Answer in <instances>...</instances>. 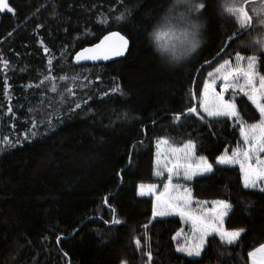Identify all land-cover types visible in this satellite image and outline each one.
Here are the masks:
<instances>
[{
    "label": "trees",
    "instance_id": "16d2710c",
    "mask_svg": "<svg viewBox=\"0 0 264 264\" xmlns=\"http://www.w3.org/2000/svg\"><path fill=\"white\" fill-rule=\"evenodd\" d=\"M173 2L7 0L13 11L0 10V59L8 62L0 64V141H22L0 151V264H148L149 250L151 264H250L248 254L264 243V191L245 188L238 166L216 161L241 141L237 122L199 108L204 120L194 114L173 120L195 104L190 93L199 95L214 66L207 61L239 29L223 10L227 3L247 2L253 26L218 61L237 52L257 55L264 76V53L251 45L264 38L258 24L264 10L250 11L262 0H201L213 26L210 44L194 58L170 62L151 34L166 27L161 17ZM121 14L123 21L116 19ZM112 30L130 40L125 57L74 62L78 50ZM49 73L55 81L45 80ZM235 101L246 123L259 119L243 94ZM160 137L177 145L192 140L213 164L212 173L190 182L193 195L230 202L226 226L244 229L237 241L225 244L213 234L199 258L176 251L182 219H153V199L138 187L157 180ZM113 217L121 223H111Z\"/></svg>",
    "mask_w": 264,
    "mask_h": 264
},
{
    "label": "snow or ice",
    "instance_id": "6c2138e0",
    "mask_svg": "<svg viewBox=\"0 0 264 264\" xmlns=\"http://www.w3.org/2000/svg\"><path fill=\"white\" fill-rule=\"evenodd\" d=\"M206 5L198 0H174V2L166 9L165 14L161 17L163 24L169 26L168 31H172L176 28L179 35L176 36V43L171 47L165 46L164 51L169 52L170 62L179 60L181 57H185L195 52L201 44V30L205 27L201 22L200 16L203 13ZM7 9L13 11L7 0H0V10ZM182 9V11H181ZM223 10L228 13L233 19L239 21V29L233 33V35L226 38V42H231L239 39V36L245 31L249 30L252 17L243 8H236L228 5L223 6ZM126 14H121L116 19L123 21ZM106 22V21H105ZM260 26H264V18L258 20ZM178 26V28H177ZM166 33L161 32L160 28L154 29L151 34L157 41L160 40L162 35ZM115 38V39H113ZM251 45L261 53H264V38H256L251 40ZM128 39L121 35L119 32H111L100 41V43L93 45L91 48H83L75 55L77 62L83 60H96V59H108L109 56H120L128 49ZM179 49V51H178ZM223 50V49H222ZM44 52L47 53L48 49L44 48ZM247 60V66L244 67L241 61ZM257 56L251 55L243 57L239 52L235 54L236 64L232 66V62L229 59H225L221 64L208 73V76L215 77L210 83L205 82L202 90V99L199 107L203 110L208 117L220 118L227 117L234 119L240 129V135L243 140L244 147H239L232 150L231 155H221L216 157V161L221 165L239 164L240 171L243 176V183L245 188H256L259 184H264V76H259L255 71L257 63ZM207 63V62H206ZM0 64L7 67L8 62L0 59ZM51 64V60H49ZM61 80H67L68 77H60ZM222 81L221 90L217 92L215 90V80ZM46 81H55L56 77H53L51 73L45 77ZM243 80V83H241ZM53 92L56 91V86L53 83ZM71 91L70 89H66ZM113 91H119L114 89ZM231 91L233 93L232 98L226 100L224 94ZM243 94L248 101L254 106L255 110L259 113V119L255 123L248 124L244 120L241 111L238 109L236 100V93ZM123 94V93H121ZM192 99H196L195 93H190ZM80 107V105H76ZM12 111L11 107L8 109ZM196 115L200 120H204L205 116L202 115L197 106L194 104L184 110L183 113H174L173 120L179 123L182 115ZM127 114L125 113V116ZM27 139V135L25 136ZM22 143L19 139L14 143L5 137L0 141V151H3L6 147H17ZM158 152L156 164L161 163L160 160V145H169L167 138H160L157 141ZM195 143L192 140L185 141L180 147H169L167 151L171 154L172 160L168 161L165 157L164 169L168 173V183L165 184V191L156 196L152 206L153 218L157 216H164L168 214H178L181 217L191 220L194 225V231L199 232V238L197 242H186L184 244H177L176 251L184 253L188 257L199 258L202 256V251L205 250L206 237L210 234H217L219 239L225 244H232L238 240L244 229L226 230L223 228V217L226 215L224 210L230 209L231 205L227 201H213L215 207L209 210L211 216L196 215L190 211V206L193 203V197L191 190L185 188L183 193L179 192V186L171 183L173 176H183L184 179L191 180L194 176L212 173L213 165L208 163L205 157H199L196 164L190 161L194 158ZM171 163V166H169ZM157 175H162L163 172H157ZM140 194L155 192V185H148L145 191V185H139ZM264 191V188L260 189ZM175 192V195H172ZM106 202V201H105ZM197 204L201 203L196 201ZM207 203V202H204ZM111 223L120 224L121 221L113 217ZM147 228V225H144ZM181 236L180 232H177L173 239H177ZM59 237L57 240L59 241ZM134 244L139 250L141 248L140 239H134ZM147 246V245H145ZM257 253H260V257L257 259ZM147 257L148 264H151L153 260L152 252L149 250L143 253ZM67 255V254H65ZM249 257L252 259V264H264V245H261L258 249L250 252ZM122 264H126V261H122Z\"/></svg>",
    "mask_w": 264,
    "mask_h": 264
},
{
    "label": "rangeland",
    "instance_id": "374dc122",
    "mask_svg": "<svg viewBox=\"0 0 264 264\" xmlns=\"http://www.w3.org/2000/svg\"><path fill=\"white\" fill-rule=\"evenodd\" d=\"M198 2H201V0H198ZM226 5L232 6V7H236L239 4H237L235 2H231V3H227ZM242 7H243V5H242ZM246 9H247V5H246ZM263 10H264V0H262V2L259 3V4H253L252 6H250V11L255 16L257 15L258 12L262 13ZM181 11H182V9H181ZM247 11H248V9H247ZM248 13L251 16V14H250L249 11H248ZM200 20L205 25V27L201 30V44H200V47L195 52L191 53L190 55L185 56V57H181V58H188V57H191V56H192V58H194L197 55H200L199 53H200L202 47H204L205 45H209L210 44V38L212 37L213 26L210 23V18L208 16V14L205 12V9H204L203 13L200 16ZM252 20H253V17H252ZM168 28H169V26L166 25L165 28H161L160 29L161 32H164L166 34L165 35H162L159 41H157V40L156 41H157V47L161 51V53H163L164 55H166V56H168L170 58L169 52L164 51V48H165V46L171 47L174 43H176V36H178L179 33H178V31H177L176 28H173L172 31H168ZM177 28H178V26H177ZM178 51H179V49H178ZM241 56L248 57V55H242V54H241ZM257 58H258V56H257ZM225 59H229L232 62V66H235V64H236L235 54L233 56L228 57V58H224V59H222L220 61H218V59L212 61V63L214 64V66L211 69H209V71L207 72V74H206V76L204 78L203 84H202V86L200 88L199 95L198 96L196 95V100H197V103H198V108L201 110V112H203V110L199 107V104H200V101L202 99V90H203L204 83L206 81L210 83L215 78V77H211L210 78L208 76V73L209 72H212L217 67V65L221 64ZM241 64H242V66L246 67L247 66V60L245 59L244 61H241ZM255 71L258 73L259 76H263L261 74V71H260V62L258 61V59H257V63H256V66H255ZM241 83H243V80H241ZM221 85H222V81L219 80V79H216L215 80L214 87H215V90L217 92H219L221 90ZM55 86L57 88V85L56 84H55ZM69 89L71 91H68V93L69 94L70 93H73L72 86ZM195 94H196V92H195ZM232 95H233V93L231 91L226 92L224 94V98L226 100L231 99L232 98ZM239 95H242V94L237 92L236 93V97H238ZM235 103H236V101H235ZM253 123H255V122H253ZM248 124H251V123H248ZM160 138H162V137H160ZM160 138H158L156 140V142H155L154 174H155V177H156L157 180L155 182H153V183H140L139 184V185H141V184L145 185V191H146L148 185H155V192L154 193H147V191H146V194L143 195V196H147V197H152L153 202L155 201L156 196L160 195V193H162V192L165 191V184L168 183V173L164 169L163 165L166 162L165 161V157H167V160L168 161H171L172 160V156L167 151V149L169 147H180L182 145V144H180V145L174 144V143L171 142V140H169L168 137H163V138H167L169 140V145H160L159 146L161 163L159 165H157L156 164L157 152H158L157 141ZM237 147H239L240 149H243L244 144H243L242 137H241V141L239 142V144L235 145L234 147H232L230 149H226L223 152V154H221V155H224V154L231 155L232 154V150L235 149V148H237ZM261 155L264 156V154H261ZM199 157H205V156L204 155H199L196 152V147H195L194 158L190 162L193 163V164H196L197 161H198V159H199ZM207 161H208V159H207ZM208 163H211V162L208 161ZM228 165L238 166L240 168L239 164H228ZM169 166H171V163H169ZM213 170H214V166H213ZM158 171L159 172H163V174L162 175H157L156 173ZM203 175H206V174H203ZM199 176H202V175L194 176L191 180L184 179L183 176H180V177L173 176L171 183L173 185H178L179 186V192L180 193H183V190L185 188L191 190V194H192V197H193V203L190 206V209H189L190 211H192L196 215L211 216L212 213L209 210H211V209H213L215 207V205L212 202L213 201H220L222 199H213V200H199V199H197L193 195V191H192V187H191L190 182L192 180H194L196 177H199ZM242 179H243V176H242ZM256 188L257 189L264 188V184H259V182H258V186ZM139 193H140V189H139ZM175 194H176L175 192H172V195H175ZM196 201H200L201 203L197 204ZM223 201H227V200H223ZM204 202H207V203H204ZM227 202L230 204L229 201H227ZM230 210H231V208L224 210L226 212V215H224V217H223V228L226 229V230H229V231L230 230H234V229H230V228H228L226 226V218H227L228 214L230 213ZM175 215L176 216H179L182 219V221H183V226L178 231V232L181 233V236L178 237L177 239H175L176 245L177 244H184L186 242V239H187V242H197L198 241V238H199V232L198 231H194V225L192 224L191 220H189L187 218H184V217H181L180 215L175 214V213L168 214V215H164V216H157V217H155L153 219L162 218V217H169V216H175ZM213 234H215V233H213ZM213 234H210L208 237H206V245H207V242H208L209 237L211 235H213ZM261 245H264V243L260 244L258 247H255L250 252H253L254 250L258 249ZM202 254H203V251H202ZM256 255H257V259H258L260 257V253H257ZM250 264H252V259L251 258H250Z\"/></svg>",
    "mask_w": 264,
    "mask_h": 264
},
{
    "label": "water",
    "instance_id": "95a60500",
    "mask_svg": "<svg viewBox=\"0 0 264 264\" xmlns=\"http://www.w3.org/2000/svg\"><path fill=\"white\" fill-rule=\"evenodd\" d=\"M246 5H247V3L245 2V3L243 4V8L247 11V9H246ZM247 12H248V11H247ZM252 26H253V20H251V24H250V26H249V30L252 28ZM249 30H245L243 33L247 32V31H249ZM111 32H119L121 35L125 36V37L128 39V41H129L128 49L125 50L124 53H123L122 55H120V56H111V55H110L108 59H103V58L96 59V60L88 59V60H83V61H79V62H77V61L75 60V56H74V62H75L77 65H84V64H98V63H104V62H111V61H114V60H117V59H120V58L125 57V56L127 55L128 51H129V48H130V40H129V38H128L125 34H123V33H122L121 31H119V30H112V31H109V32H107L104 36H102L97 42H95V43H93V44H89V45H87V46H85V47H83V48H91L93 45L100 43V41L103 40V38H104L105 36H107V35H108L109 33H111ZM243 33H242V34H243ZM242 34H241V35H242ZM113 39H115V38H113ZM229 44H230V42H227L226 45H225V48H223V50H225V49L228 47ZM83 48H81V49L78 50L77 52L81 51ZM223 50H221V52H222ZM77 52H76V53H77ZM221 52H219L218 54H216V55H215L210 61H214V60L218 59V57L220 56V53H221ZM75 55H76V54H75ZM197 75H198V74H197ZM195 105H196L197 108H198L197 100H196V102H195Z\"/></svg>",
    "mask_w": 264,
    "mask_h": 264
},
{
    "label": "bare ground",
    "instance_id": "6f19581e",
    "mask_svg": "<svg viewBox=\"0 0 264 264\" xmlns=\"http://www.w3.org/2000/svg\"><path fill=\"white\" fill-rule=\"evenodd\" d=\"M207 62H212V61L209 60V61H207ZM202 65H204V64H202ZM199 69H200V68H199Z\"/></svg>",
    "mask_w": 264,
    "mask_h": 264
},
{
    "label": "flooded vegetation",
    "instance_id": "af4514ba",
    "mask_svg": "<svg viewBox=\"0 0 264 264\" xmlns=\"http://www.w3.org/2000/svg\"><path fill=\"white\" fill-rule=\"evenodd\" d=\"M246 3H247V2H246ZM226 43H227V42H226ZM225 45H226V44H225ZM223 48H225V46H224ZM220 52H221V51H220ZM218 53H219V52H218ZM218 53H217V54H218Z\"/></svg>",
    "mask_w": 264,
    "mask_h": 264
}]
</instances>
